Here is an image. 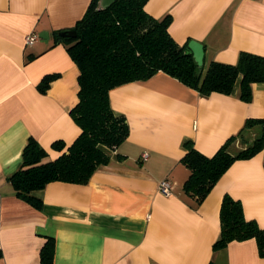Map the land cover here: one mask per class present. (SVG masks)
<instances>
[{
  "label": "crops",
  "instance_id": "0c3cea01",
  "mask_svg": "<svg viewBox=\"0 0 264 264\" xmlns=\"http://www.w3.org/2000/svg\"><path fill=\"white\" fill-rule=\"evenodd\" d=\"M90 2L0 0V264H41L49 238L52 264H264L254 238L213 250L225 194L264 228V148L236 159L199 204L183 191L189 170L181 162L186 142L211 156L247 118L264 119V82L252 84L249 102L239 97L240 77L229 94H203L163 71L115 86L110 105L129 132L117 148L102 147L110 162L87 183L52 181L35 190L39 208L15 195L8 177L29 137L48 161L60 153L54 141L69 145L80 132L70 114L79 69L65 45L52 41ZM144 9L155 18L170 15L177 44L202 43L204 69L211 61L235 64L243 51L264 56V0H147ZM42 30L47 42L25 44L27 34ZM48 74L56 77L42 92ZM259 128H245V136ZM163 179L172 182L171 194L158 191Z\"/></svg>",
  "mask_w": 264,
  "mask_h": 264
},
{
  "label": "trees",
  "instance_id": "16d2710c",
  "mask_svg": "<svg viewBox=\"0 0 264 264\" xmlns=\"http://www.w3.org/2000/svg\"><path fill=\"white\" fill-rule=\"evenodd\" d=\"M146 2L115 0L105 9H98V0H91L71 28L76 30L75 37L54 32L52 45L62 42L79 69L78 101L70 114L80 132L69 145L54 141L51 148L60 153L48 161H44L46 150L34 138H28L20 167L8 177L17 197L39 208L42 201L33 194L35 190L52 181L87 183L99 165L110 162L102 147L117 148L129 132L125 118L115 115L110 105L109 91L115 86L163 71L203 94H229L240 77L239 97L249 102L252 84L264 82V56L250 52H241L235 64L211 61L205 69L199 68L192 54L186 53V46L177 44L169 34L170 15L151 16L144 9ZM55 77L44 76L39 89L45 92ZM256 123L260 128L249 140L245 128ZM185 147L181 162L189 174L183 191L199 204L236 159L251 157L264 148V119L247 118L242 130L211 156L201 153L191 142ZM250 238L256 240L259 254L264 256V228L245 217L239 200L225 194L220 206V234L213 250ZM53 253L54 241L49 238L40 251L41 264H52Z\"/></svg>",
  "mask_w": 264,
  "mask_h": 264
},
{
  "label": "water",
  "instance_id": "95a60500",
  "mask_svg": "<svg viewBox=\"0 0 264 264\" xmlns=\"http://www.w3.org/2000/svg\"><path fill=\"white\" fill-rule=\"evenodd\" d=\"M115 0H98V9H105L109 5H111ZM59 36L62 37H75L76 36V30L74 29H68V30H62L58 32ZM39 38L47 42L49 39V32L46 30H42L38 33ZM188 49H186V53L192 54L197 66L199 68L203 67V59H204V46L202 43L190 40L187 45Z\"/></svg>",
  "mask_w": 264,
  "mask_h": 264
},
{
  "label": "built area",
  "instance_id": "2783aa9c",
  "mask_svg": "<svg viewBox=\"0 0 264 264\" xmlns=\"http://www.w3.org/2000/svg\"><path fill=\"white\" fill-rule=\"evenodd\" d=\"M39 39V36L37 33H30L25 36V44L30 45L37 41ZM147 153H142V158H146ZM173 184L168 179H163L158 183L157 189L160 193L168 195L172 193Z\"/></svg>",
  "mask_w": 264,
  "mask_h": 264
},
{
  "label": "rangeland",
  "instance_id": "374dc122",
  "mask_svg": "<svg viewBox=\"0 0 264 264\" xmlns=\"http://www.w3.org/2000/svg\"><path fill=\"white\" fill-rule=\"evenodd\" d=\"M248 137H249V140H250V135Z\"/></svg>",
  "mask_w": 264,
  "mask_h": 264
}]
</instances>
